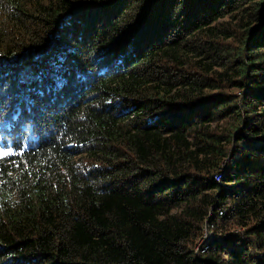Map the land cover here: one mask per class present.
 Listing matches in <instances>:
<instances>
[{
  "label": "trees",
  "instance_id": "obj_1",
  "mask_svg": "<svg viewBox=\"0 0 264 264\" xmlns=\"http://www.w3.org/2000/svg\"><path fill=\"white\" fill-rule=\"evenodd\" d=\"M0 148V264H264V0H0Z\"/></svg>",
  "mask_w": 264,
  "mask_h": 264
},
{
  "label": "built area",
  "instance_id": "obj_2",
  "mask_svg": "<svg viewBox=\"0 0 264 264\" xmlns=\"http://www.w3.org/2000/svg\"><path fill=\"white\" fill-rule=\"evenodd\" d=\"M211 233H212V232H208V230L205 229L203 240H202L201 243L199 244V247H203V251L207 248V246H206V241L210 238Z\"/></svg>",
  "mask_w": 264,
  "mask_h": 264
},
{
  "label": "snow or ice",
  "instance_id": "obj_3",
  "mask_svg": "<svg viewBox=\"0 0 264 264\" xmlns=\"http://www.w3.org/2000/svg\"><path fill=\"white\" fill-rule=\"evenodd\" d=\"M14 153L12 152L11 149H9L8 151H5L3 148H0V159L7 157V156H11Z\"/></svg>",
  "mask_w": 264,
  "mask_h": 264
}]
</instances>
